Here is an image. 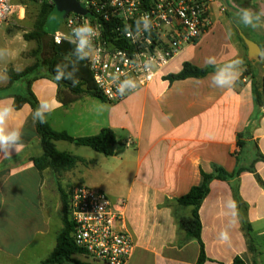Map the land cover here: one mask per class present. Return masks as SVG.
<instances>
[{"label":"crops","instance_id":"1","mask_svg":"<svg viewBox=\"0 0 264 264\" xmlns=\"http://www.w3.org/2000/svg\"><path fill=\"white\" fill-rule=\"evenodd\" d=\"M228 2L241 13L264 17V0ZM220 6V0H213L211 29L183 49L166 69L168 74L177 73L184 62L199 68L214 67L202 78L173 82L156 79L149 87L115 103L83 94L67 105L62 103L68 96L66 90L60 88L59 93L51 77H39L31 83L38 104L47 101L54 106L46 118L53 130L74 138L96 135L105 128L114 132L111 156L66 141H56L54 146L86 161L58 175L60 180L94 187L114 204L123 203L121 226L134 240L125 264L196 263L197 242L184 243L172 210L164 202L185 195L199 184L200 171L211 173L213 166H218L233 172L237 165L236 135L245 130L249 155L242 164L253 165L255 173L242 172L228 182H210L199 208L200 237L207 258L204 264H233L235 257L245 264H264V162L254 160L256 152L264 155V116L254 105L248 77L228 88L211 85L216 68L234 60L242 62L239 78L247 66L258 77L264 76V23L258 19V23L253 19L245 22L229 12L228 31ZM236 16L243 21L238 23ZM241 35L260 48L261 59L248 58ZM208 57L215 58L214 66L206 64ZM8 68H3L6 75ZM8 83L0 85V101L10 98L15 103V95L22 94L24 84L20 83L17 92L13 86L19 82ZM10 124L22 131V149L0 159V255L7 264H39L53 250L62 227L48 203L53 177L49 169L39 171L33 165L32 159L41 156L42 149L30 106L15 108ZM235 194L246 209L239 211ZM230 202L235 208L229 207ZM59 207L55 202L54 211ZM181 212L188 215L189 208ZM241 216L249 225L247 235ZM42 254L46 256L42 258Z\"/></svg>","mask_w":264,"mask_h":264},{"label":"built area","instance_id":"2","mask_svg":"<svg viewBox=\"0 0 264 264\" xmlns=\"http://www.w3.org/2000/svg\"><path fill=\"white\" fill-rule=\"evenodd\" d=\"M52 3L51 0H44ZM86 14L70 13L63 30L51 34L59 45L70 44L71 30L90 22L97 30L94 61L84 60L96 90L108 103H115L132 92L164 79L166 69L187 46L194 44L212 25L213 0H77ZM13 0H0V28L14 12ZM147 14L151 33L134 34L135 21ZM125 26L133 31L130 38ZM73 47L75 45L70 44ZM115 77L133 78L137 88L124 96L116 91ZM264 116V107L260 109ZM68 214L73 242L85 259L103 264H125L134 240L123 229V203L114 204L96 188L78 184L68 195Z\"/></svg>","mask_w":264,"mask_h":264},{"label":"trees","instance_id":"3","mask_svg":"<svg viewBox=\"0 0 264 264\" xmlns=\"http://www.w3.org/2000/svg\"><path fill=\"white\" fill-rule=\"evenodd\" d=\"M37 2L38 0H32ZM55 9L52 3H47L42 0L39 16L41 19L37 21L38 27L34 31L26 32L23 34L25 41H35L37 48L34 53L41 55L38 61L33 65L26 67L20 72L14 71L12 68L7 69V76L9 80V86L15 82L24 84L22 94L15 95L14 106L18 109L23 104H28L32 110L38 107V101L31 91V83L34 79L39 77H51L59 87L66 90L68 95L62 99V103L67 105L72 101L78 99L81 95L87 94L92 97L104 100L101 94L96 90L91 74L85 65L84 61H80L76 64V78L79 83L73 87L71 81L62 80L57 82L55 80L54 69L56 65H69L68 70L71 69V65L75 61V57L72 54L74 47L66 42L59 45L55 44L52 40L51 35H48L44 30L43 26L45 19L51 10ZM228 14L229 12L226 11ZM42 20V21H41ZM47 43L45 47L44 43ZM262 52H264V42L261 45ZM214 70L212 66L196 67L190 63H182L181 69L177 73L167 74L164 79L168 82L176 80H182L185 78H202L208 73ZM248 77L251 80L253 102L257 110L264 107V76L258 77L251 66H247L243 71L240 80ZM35 130L40 140V147L42 154L39 157L33 158V165L39 171L49 169L53 173H61L73 169L77 164L86 163L80 157L74 156L70 153L60 152L55 146L56 141H66L73 143L76 146H85L93 151L100 153L104 156H111L113 154L112 147L116 143L115 134L110 129H102L96 135L84 136V137H71L66 132L53 130L47 120L46 123L40 124L35 123ZM248 134L245 131L240 132L236 135V146L238 151L235 152L234 156L237 162L236 168L233 172L229 173L223 168L213 166L211 173H205L200 171V182L199 184L192 186L189 191L173 201L166 200L164 206L171 208L177 231L183 233L184 243L189 240H195L198 244V257L195 264H204L207 260L204 251V245L201 241V222L199 219V208L202 201L209 192V184L212 180L230 181L231 179L239 176L242 172L255 173L253 165L244 166L242 160L244 157L249 155V151H246V141ZM253 152V151H252ZM255 153V152H254ZM254 160L264 162V155L256 152ZM257 182L260 183L258 177ZM61 202V224L62 227L57 234L56 243L50 254L39 264H89L81 262L75 258L77 255H82L83 252L75 246L71 233L73 230V224L69 219L68 214V194L63 191L60 187H57ZM237 208H244L246 206L238 200V196L235 194ZM189 208V214L184 215L181 211ZM241 223L245 234L249 230V225L245 222L243 216H241ZM249 243L250 239L248 238ZM249 249L250 244H249ZM233 264H245L239 257H235Z\"/></svg>","mask_w":264,"mask_h":264},{"label":"clouds","instance_id":"4","mask_svg":"<svg viewBox=\"0 0 264 264\" xmlns=\"http://www.w3.org/2000/svg\"><path fill=\"white\" fill-rule=\"evenodd\" d=\"M242 18L245 22H250L249 13L245 12L242 14ZM152 21L151 18L144 14L137 18L135 21L134 34L136 37L143 35L144 33H151ZM125 34L130 38L133 35V31H130L125 26ZM98 36L96 28L88 21L77 25L71 30V33L65 37L70 44L75 45L72 54L75 57L74 63L71 65V69L68 70L69 65H56L54 69L55 80L57 82L62 80L71 81L72 86L75 87L79 80L75 74L77 71L76 64L80 61L88 60L94 61V53L98 50L95 48L94 41ZM7 55V52L0 50V58ZM216 61L214 57H208L206 64L215 65ZM241 61L234 60L227 63L219 68H216L215 72L211 77V85L217 88H228L235 84L240 76V65ZM6 78V77H5ZM116 91L119 95L124 96L125 94L135 90L137 88V82L133 78H125L120 80L119 77H115ZM54 110V106L45 101L38 105V107L32 113L33 123H46L47 115ZM15 112L14 101L9 98L8 102L0 101V159H7L12 156L13 151L19 153L22 149V131L18 127L11 126L10 121L13 118ZM230 208H235V203H229ZM222 238L226 239V234H221Z\"/></svg>","mask_w":264,"mask_h":264},{"label":"rangeland","instance_id":"5","mask_svg":"<svg viewBox=\"0 0 264 264\" xmlns=\"http://www.w3.org/2000/svg\"><path fill=\"white\" fill-rule=\"evenodd\" d=\"M41 2L42 0H38L37 2L32 0H13V3L15 5L14 12L0 28V50H4L7 52L6 56L0 58V85H2L3 82L8 81L7 75L4 71L7 67H11L15 71H21L25 67L33 65L36 61L39 60V58H41V55L39 54L37 55L36 53L33 52L37 48L36 42L25 41L22 37L24 33L34 31L37 29L38 27L37 21L41 19L39 16ZM219 9L222 14V17L226 19V20L223 19L225 20L223 22V25L225 29L229 31V24L227 25V23L229 22V14L226 12V9L222 5V3ZM252 9L255 10L253 6ZM65 18L66 16L63 13L58 12L56 9L51 10L48 16L46 17L43 26L46 33L48 35H51L57 31L63 30ZM236 18L238 19V23H241L244 20V19L242 20V18L239 16H236ZM253 21H257L258 23L257 19H253ZM44 45L45 47H47L46 42L44 43ZM10 58L12 59L10 60ZM2 67L4 68V70ZM13 88H15L17 92H20L21 84L16 83L13 86ZM62 173L64 172L58 174L51 172L53 177L51 182L52 193L50 195V198H48L50 210L54 212V214L52 215H54L55 219H57L59 222H61V202H60L59 193L57 191V187H61V189L65 191L66 194H68L70 192V189L74 186L71 183L68 184L67 181L63 182L62 179L60 180L58 178V175ZM55 202L56 203L59 202L60 205V207L56 212L54 211ZM44 251L45 249H43V252ZM45 254L41 255L42 258L46 256ZM76 258L82 260L81 258L84 257L77 256ZM88 261L91 260L88 259ZM0 264H7V261L1 255H0Z\"/></svg>","mask_w":264,"mask_h":264},{"label":"water","instance_id":"6","mask_svg":"<svg viewBox=\"0 0 264 264\" xmlns=\"http://www.w3.org/2000/svg\"><path fill=\"white\" fill-rule=\"evenodd\" d=\"M52 4L54 5L55 9L58 12L63 13L65 16H67L70 13L80 14L84 15L86 14V11L80 6L79 2L77 0H51ZM226 11L239 15L242 17V14L237 9L233 8L227 0H220ZM251 19H258L262 23H264V17L258 16V15H252L249 14ZM243 37V35H241ZM245 45L248 49V58L255 61L262 58L260 48L252 43L251 41L246 40L244 37Z\"/></svg>","mask_w":264,"mask_h":264}]
</instances>
